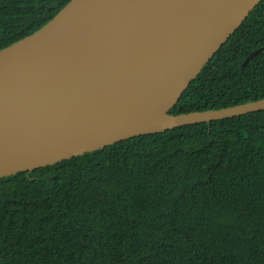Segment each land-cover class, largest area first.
<instances>
[{"label":"trees","instance_id":"16d2710c","mask_svg":"<svg viewBox=\"0 0 264 264\" xmlns=\"http://www.w3.org/2000/svg\"><path fill=\"white\" fill-rule=\"evenodd\" d=\"M71 1L0 0V50ZM261 99L264 0L170 114ZM0 264H264V111L0 179Z\"/></svg>","mask_w":264,"mask_h":264},{"label":"water","instance_id":"95a60500","mask_svg":"<svg viewBox=\"0 0 264 264\" xmlns=\"http://www.w3.org/2000/svg\"><path fill=\"white\" fill-rule=\"evenodd\" d=\"M80 1L0 50V179L135 137L264 111L261 99L170 114L263 0H118L114 14ZM85 17L110 24L88 33Z\"/></svg>","mask_w":264,"mask_h":264},{"label":"bare ground","instance_id":"6f19581e","mask_svg":"<svg viewBox=\"0 0 264 264\" xmlns=\"http://www.w3.org/2000/svg\"><path fill=\"white\" fill-rule=\"evenodd\" d=\"M86 2V3H85ZM118 0H81L79 5L100 12H106L114 14L117 9ZM109 21H104L100 18H88L81 19L80 26L88 33H103L109 26Z\"/></svg>","mask_w":264,"mask_h":264}]
</instances>
